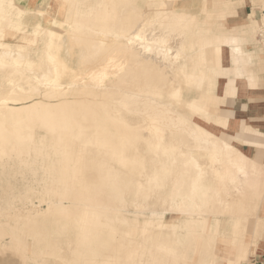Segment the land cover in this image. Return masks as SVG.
<instances>
[{
  "label": "bare ground",
  "instance_id": "6f19581e",
  "mask_svg": "<svg viewBox=\"0 0 264 264\" xmlns=\"http://www.w3.org/2000/svg\"><path fill=\"white\" fill-rule=\"evenodd\" d=\"M67 1L74 7L62 24L75 26L88 16L90 26L87 31L67 27L46 42L42 19L55 16L50 0H38L35 9L0 0V71L12 64L33 74L30 87L13 76L0 83L1 166L13 156L23 165L25 158L47 148L44 164L54 162L57 184L47 192L53 205L42 210L51 212L47 221L53 233L73 229L79 246L95 259L134 264L149 248L174 258L191 248L201 264H216V251L203 244L206 239L210 246V236L218 240L220 235L203 216L211 188L247 192L244 183L261 177L257 160L231 142H262L260 135L248 132V119L226 109L233 94L255 85L237 37H224L218 48L208 50L216 56L209 57L206 69L192 72L180 68L179 59L187 41L186 48L195 50L194 32L189 39V32L175 26L157 29L149 17L150 4L133 1L130 13L119 14L123 0H103L85 9L80 0ZM31 10L39 13L35 23L26 17ZM139 13L142 19L126 22ZM23 25H31L39 38L29 37ZM33 43L39 69L26 55ZM205 44L199 42L198 48H208ZM74 45L79 47L76 65L69 59ZM224 45L232 47L228 65L222 60ZM215 81L218 86L212 88ZM186 87L198 92L189 98ZM166 193L179 215L114 208L117 202L128 207L130 199L135 207H146ZM25 212L31 216V210ZM221 244V250L229 246ZM249 253L237 252L221 264H237ZM21 258V264H31L30 258Z\"/></svg>",
  "mask_w": 264,
  "mask_h": 264
},
{
  "label": "rangeland",
  "instance_id": "374dc122",
  "mask_svg": "<svg viewBox=\"0 0 264 264\" xmlns=\"http://www.w3.org/2000/svg\"><path fill=\"white\" fill-rule=\"evenodd\" d=\"M37 1L16 0V4H20L25 9L32 7L35 9ZM80 1L83 2V9L93 4L99 6L103 2V0ZM133 1L137 6L142 7L150 4L149 17L157 29L161 25L175 26L180 31L189 32V39L194 32L192 39L196 44L195 50L186 48L189 41L182 44L179 59L180 68L192 72L201 68L206 69L209 57L216 56L214 52L209 53L208 50L218 48L217 46L223 43L224 37H237V43H243V48L247 51L242 56L245 57L247 64V74L255 81V85L241 95L240 92L233 94L231 105L226 109H235V116L248 119L246 122L249 126L248 132L261 136L259 139L262 142L241 143L239 138L231 140L232 143L240 147L239 151H243L244 156H250L257 160L261 167V177L256 181L244 183L247 192L236 188H230V192L220 191L216 187L211 188L212 192L205 203L206 210L203 212V216L209 218L208 225L214 224L213 232L216 231L220 235H218V240L215 239L216 236H210L208 239L210 246L206 243V239L203 244H205V248L216 251V256L218 255L220 258L216 260V264L217 262H219L218 264L225 263L227 258H233L237 252H242V254L250 252L246 257H239L240 260L237 264L246 262L264 264V124L259 122L257 117L259 111H264V91L261 90L264 87V34L262 32L264 30V0H173L172 4L165 0H123L119 5L118 13H130L128 7H130L129 3ZM50 3L53 4L55 16L42 19L45 24L44 33L49 35L46 37V42L49 40L50 34H53L54 38L60 37L61 32L66 31L67 27H70V30L76 27V30L87 31L90 26L88 16L85 20H78L75 26L70 23L62 24V21L66 22V14L74 7L68 4L67 0H50ZM37 15H39L37 10L26 12L28 22L31 23L40 19ZM129 16L130 19H125L126 22L142 19L140 13ZM124 17L128 18V15H124ZM179 19L181 20L179 21ZM30 26L23 25L26 28V34L33 37L34 34ZM19 34H23V31L19 30ZM242 35L246 36V39L242 38ZM34 37L39 38V35ZM46 42L44 45L48 46ZM199 42H205V46L213 48H198ZM35 45L36 43H33L29 46L33 48ZM36 49L37 46L34 50L26 51L28 53L26 55L33 60L35 68L39 69L41 61L35 58L40 54L38 52L39 55L36 54ZM230 49L232 50V47L226 45L222 48V60L226 65L231 61L227 58L231 53ZM78 53L79 47L74 45V57H69V59L72 58L71 61L74 65L78 64ZM250 53L252 57L248 55ZM20 67V65H6L3 68L4 72L0 71V83H4L5 79L13 76L16 82L22 81L25 87H30L29 80L32 79L33 74L25 72ZM253 74L258 75L259 79ZM22 76L29 79L22 80ZM216 79L218 80V77ZM233 82L227 81V85L229 83L231 86L232 84L237 85ZM15 85L16 89L18 83ZM217 86L218 81H215L212 88H217ZM197 92V88H185L188 97L194 96ZM237 96L244 97V99L237 100L239 103H249L250 110H240L239 104L233 106ZM239 135L242 136V133L240 132ZM47 152V148H41L39 153H33L30 157L25 158L26 161L23 165L21 164L22 159H16V156H13L14 159L8 160L9 164L5 165L4 163L3 166L0 164V264H21L23 262L21 256H24L25 259L30 258L28 262L31 264H119L117 261H113L115 262L113 263L110 262L111 260L93 258V255L88 254L87 247L79 246L73 229L66 230V233H63L62 230L53 233V227L47 221L51 218V212L42 210V208L46 210L49 205H53L55 199L52 194L49 195L47 192L55 188L57 184V180L54 179V162L48 165L44 164ZM50 154L53 155L52 151ZM241 162L240 164H243V161ZM75 197L80 200L85 199L83 196ZM170 200L171 196L166 193L154 198L147 203L146 207H135L133 200L130 199L128 207H122L123 205L117 202L114 208L142 211L147 215H152L155 212L166 217L179 215V207H172ZM17 209H20L21 213H18ZM26 209L31 210L30 217L26 216ZM127 214L134 215L133 213ZM230 221L233 223H229ZM234 238H236V242L232 241ZM221 241L229 244L224 250H221L223 248ZM211 245L213 246L211 247ZM80 251H83V254L77 256ZM58 254L61 255L60 260L62 261L58 260ZM139 257L142 260H137L134 264H201L200 255H195L191 248L185 249L180 258L170 257L158 248L154 251L149 248L148 251L140 253Z\"/></svg>",
  "mask_w": 264,
  "mask_h": 264
},
{
  "label": "crops",
  "instance_id": "0c3cea01",
  "mask_svg": "<svg viewBox=\"0 0 264 264\" xmlns=\"http://www.w3.org/2000/svg\"><path fill=\"white\" fill-rule=\"evenodd\" d=\"M242 38H244V39H246V36H244V35H242ZM243 39V40H244ZM239 45H240V47H241V49L243 50V53H247V51L243 48V43H239ZM230 51H231V49H230ZM249 56L251 55V53L250 54H248ZM251 57H252V55H251ZM227 58H228V60H230L231 58H230V55H228L227 56ZM230 64V63H229ZM253 76L254 77H256L257 79H259L258 78V75L256 76L255 74H253ZM262 91H264V87H263V89H261ZM237 99H244V97H239V96H237L236 98H235V100H234V102H233V106H236V105H238L239 104V109L240 110H242L243 109V107L242 106H244V105H246L247 106V109L248 110H250V108H249V103H245V102H240L239 103V101L237 100ZM242 107V108H241ZM236 108V107H235ZM257 117H258V120H259V122H261V123H263L264 124V111H259L258 112V115H257ZM263 129V128H262Z\"/></svg>",
  "mask_w": 264,
  "mask_h": 264
},
{
  "label": "built area",
  "instance_id": "2783aa9c",
  "mask_svg": "<svg viewBox=\"0 0 264 264\" xmlns=\"http://www.w3.org/2000/svg\"><path fill=\"white\" fill-rule=\"evenodd\" d=\"M246 264H251V263H246Z\"/></svg>",
  "mask_w": 264,
  "mask_h": 264
}]
</instances>
